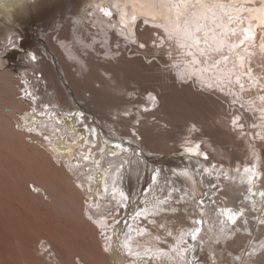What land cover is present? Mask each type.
<instances>
[{
  "label": "bare ground",
  "instance_id": "bare-ground-1",
  "mask_svg": "<svg viewBox=\"0 0 264 264\" xmlns=\"http://www.w3.org/2000/svg\"><path fill=\"white\" fill-rule=\"evenodd\" d=\"M44 1L45 0H0V33L5 35V38H3L2 35H0L2 36L0 37V50L6 51L5 54L0 53V57L6 56L8 51V46H10L11 44L8 43L11 40V35L13 40L12 42L15 43V44H11L12 46H10L13 52V50L16 47H20L18 42L19 37L25 34L22 31H20V29L16 28V26L18 25V23H14L16 15H18L19 12L25 8L34 7L35 9L36 6L38 8L39 3ZM56 1H57L56 5L59 6H65L68 3L71 4L70 9H73V18L75 20L74 23L75 36L81 46H88L89 48H91L94 42L100 39L102 40V43L106 47L111 32L116 31L119 34V36L122 37V39H124V42L129 43L130 45H133V43H137V42L142 46L143 44L150 45V43H154L155 46L154 48L156 49V50L154 49L155 51H159L161 49L165 50V54H168L167 56L168 58L166 57L165 59L167 60V62L171 63L172 67L170 68L175 71L177 78L180 79L179 80L180 83H182L184 80L188 81L189 79H193L194 82L197 80L198 83L200 84V87L204 89L207 88V86L216 87L218 89H223L226 91L230 89V92L237 91L241 93L244 98L246 96L250 97L249 100L251 101V103H253L252 105L254 109H256V111L259 110L257 111V113L254 112L258 116V118H256L257 119L256 121L259 122V125L256 127L255 126L256 121H253L252 124H254L253 125L254 128L249 131H251V136H253L254 139H257V141H261V140L264 141V79L261 78L262 76L264 77V0H56ZM80 2L81 5L78 6ZM62 8L63 7H61V9ZM65 14L64 16L62 15L63 17L61 16L62 18H59V20H57L56 23H54L56 24V26L57 25L60 26V24L64 23L63 20L66 19ZM42 15L43 16L41 20L38 18L41 17V15L39 16L37 15V17L35 16V18L39 20L38 22L49 21L48 15H44V14ZM85 19L89 20V23L95 26V29L91 30V27L88 26V24L86 23L87 32H91L92 40H90L91 38L86 39L84 37V32L82 31V23L85 24ZM142 25L143 26L145 25V28L147 29L146 32L144 33L140 32L139 30V28ZM47 28L44 29L43 31H46ZM94 31H96L97 33H95ZM82 32H83V36H82ZM38 33L39 31L37 29V34ZM41 33H39V35L41 34L42 36H44V33L43 32ZM140 36H144V39L146 41L140 39L138 41V38ZM142 41L145 43H143ZM37 43L40 44V46H42V49L45 52L46 51L48 52V48L46 44H43L42 42H40V40L39 42L37 41ZM63 45L65 46L64 48H66V50L68 51V55H70L73 58V59L71 58L72 59L71 63L72 66H74L76 73L74 72V75H72L74 77L73 80L75 82V83L72 82V85L76 87V85L78 84L80 87H82L81 90L86 92L85 96L83 95L85 100L89 99L92 102L94 99L95 100L101 99L102 103L105 104L108 109H110L109 112L111 113V116L113 118H106L105 120L101 118L102 120L105 121V122L102 121L101 123L107 129V133H104L103 130L99 128L98 123L95 120L94 116H92L90 113H87L86 109H85L86 111L85 113L79 112L78 114H76V112L79 111L80 108L82 107L81 105L82 103L78 101L79 98L77 99V97L79 96H76V94L72 91L71 89L72 86L69 87L67 85L68 82H66L63 79V74L60 73V70L61 71L63 70L57 65L56 62L57 60L56 61L54 60V63H56V68H57L56 70L57 78L55 79L54 76L52 75H51L52 77H50L49 79H47L48 76L47 78L45 77L42 78L40 82L43 83L42 84L43 86L40 85L39 81L31 82L29 76L23 77V74L26 75L27 67L29 70H32L34 68V65L38 63V59H39L38 55L41 52H39L37 49L28 50L27 54L19 58L22 59V62L24 64V65H19V68H22V70H20L19 72V75L23 78V81L26 84V87L24 89L25 92L24 97L28 98V100L31 103V108L29 109L30 112H28L26 115L23 116L25 123L23 122L24 124L23 125L19 124V126L25 128V130H30L31 134L32 133L34 134L35 139L41 136L43 140H45V142H43V145L46 146L48 150L54 152L53 158H56L55 159L56 162H58L60 158L62 157L64 158L63 163L66 166L67 170L69 171L73 182L78 188L82 189L84 193L86 192L87 194H91L92 191L96 192L97 197H95V199H93V197H89L86 200L83 207V215L85 218L90 220V222H92L96 226L99 236L98 239L100 240L99 243L101 244L100 248L101 250H104L105 253L106 252L109 253L108 254L109 261H111L113 258L115 246L117 244L118 238L120 237L119 235L120 229L118 223L116 222L117 221L116 219L117 217L122 215L123 211H125L124 208L126 209V206L123 208L124 205L129 203L131 204L132 202L133 203L137 202L140 196H142L143 201L138 202L137 205L138 207L140 206L142 208V210H140V213L145 216L147 215L148 211L150 212L151 211L153 212L155 210L159 211L160 209H163L164 207L167 206L160 204L161 201H164L162 199V197H164L162 196V191L164 189L168 190L172 188L171 185L172 182L175 183L173 185V187L176 186L175 188L177 187L181 188V185L184 184V182L185 183L189 182L191 186H193V184L198 185L195 179L196 175L193 172L194 171L193 169H191L193 171H190V169L189 170L187 169L178 170L172 168L165 169L164 165L149 164L148 161L144 159L146 155L143 156L142 153L136 151L138 147L136 148L132 144L130 145L129 144L124 145L123 143L113 144L112 143L114 142L113 139H115L113 137L114 135L121 138H127L133 142L139 143L138 144L139 146L140 143L142 144V146L144 144H146L147 146V143L144 140L139 141L138 134L133 135V132L137 133V130L139 128L140 130L143 131V132L141 131L142 133L144 132L148 133L147 138L149 140H152V145L154 146H151L149 147V149H147L146 146L144 145V147L150 152L161 151L159 149H163V151L169 149L170 146L168 145V143L173 140L175 141L176 145H178L179 147L181 146L180 149L178 150H181L185 154V157L188 158L189 162L198 166L203 173H205L204 170H206V173H208L209 172L208 169L212 168L213 165H212V161H208L204 159L205 157L202 158L203 156L206 155V152H204V147H201V143H199L198 141L199 139L197 137L198 135L197 136L192 135V137L186 135L187 133H191L193 128L192 126H198L197 122L194 121V119L196 118L190 116L192 112L190 113V115L186 117V119L184 118L183 120L181 119L182 122L178 120L177 124H179V122L181 123V125L177 126L178 129L174 128L170 130L168 129L159 130L158 128L157 130L156 128L161 126V124L160 125L154 124L148 126L147 124L144 123L145 122L144 120H143L144 125L142 123L143 125L142 126L141 122L139 121V117L143 113L141 111L147 110L148 108H152L154 106L156 99L154 97L157 94H155V92L151 90L149 87L144 92L143 95L144 98L142 97L143 99H140L138 97L139 95L138 96L134 95L137 94L138 92L136 91L137 88L135 89L136 92L132 94V91L131 92L129 91L132 89L126 87L127 84L125 85L124 83L120 82L122 83L121 86L119 84L114 85L113 83L115 80L113 81L112 76H110L113 74L112 73L108 74L109 72L105 71V69L103 68L101 69L102 71H100V73L94 71L95 76H91L92 72L90 73L91 70L87 72L88 71L87 68L89 69V67L93 63H90L91 61L86 62L87 61L86 58L85 61L82 62L83 61L82 56L78 52V49L75 48L72 41L66 39L63 41ZM78 59L82 60L81 61L82 64L80 62H77ZM9 62H10L9 63L10 67L16 70L17 66L15 67L11 61ZM52 63L53 62L49 64L52 65ZM84 63H86L88 67ZM92 66L97 67V65L95 66L94 64ZM53 68L55 69L54 66H52L51 69ZM97 69H99V67H97ZM47 74L49 75V73ZM125 77L127 78L126 75ZM91 78H93V81L89 82L87 79H91ZM5 79L6 77H4V75L0 77V89L3 91L2 94L4 95H5V91L7 90L9 91V89L6 88L7 82ZM54 81H58V83H60L61 86H65V89L67 91H65L66 93H64V96L67 97V101H68L66 104H64L63 102L64 99L60 98L61 94L59 90H58L59 96L49 95L48 93L49 88L51 87ZM93 83H99L100 87H102L103 90L95 89L97 90L95 91V94L94 92H91L92 94L90 93V95H88L87 92H90L89 88L90 86L93 85ZM241 83H243L244 86L239 87ZM248 90H250V92H248ZM176 95H172L170 97L172 104L174 102H178L176 100L181 98V97H179L178 99L174 98V96ZM158 96L159 94L157 95V97ZM136 97H138L139 99ZM176 97H178V95ZM129 98L130 99L133 98V100L130 101ZM2 99L8 101L11 100V97L7 95V96H3ZM73 100L77 103V106L74 105L75 102H73ZM158 100L156 99V102ZM12 101L14 102L13 98ZM136 102L138 103L137 104L138 106L136 105L133 106L134 105L133 103ZM207 105L205 106L207 107ZM249 106H251V104ZM136 108H138L137 112L135 111ZM10 109L8 108L7 110ZM15 109L16 107L11 110L14 111ZM192 111L194 112L193 109ZM195 115H196V111H195ZM260 115L262 116L260 117ZM127 120L130 121L126 123L125 121ZM161 120L165 121V119H161ZM184 120L189 121V124L187 122H184ZM138 122L139 125H137ZM235 122L238 125L241 124L240 122L237 123L236 118H235ZM186 125L188 127L191 126V128H189L190 129L189 131L186 130ZM215 125L213 127H215ZM143 127H146L145 129L147 130L144 131ZM121 128H126V129L130 128V130L127 132V131H123V129ZM193 130L194 131L192 132L196 131L194 128ZM201 131L203 132V134H206L205 133L206 129L205 130L202 129ZM228 134L229 133L225 132L224 130L219 129V127L210 128V133H209V135L211 136V139H209L211 143L210 145L217 146L218 144H220L219 145L220 147L221 143L218 142V138H220V140L221 139L229 140L230 138ZM219 135H222L223 137L222 136L219 137ZM144 136L146 138L145 134ZM212 139L215 142H217V144H215V142H213ZM149 140L147 141L149 142ZM254 141H252L248 137V135L244 137V142H247L246 144L250 146L249 147L250 149L247 148L248 149L247 153L249 157L247 161L243 160L242 157L241 160H238V157L235 156L231 158L232 157L231 156L229 157L230 158L229 161H223V160L221 161L225 163L223 164V166H219V165L215 166V171L213 170L214 171L213 173H216L219 176L221 174L227 176L225 178L230 180V183L233 184L234 189L236 188L238 192L241 189L242 191L243 189L244 190L246 189V191H250L251 193L250 196H248V198L249 197L258 198L257 195L259 194L263 199V211H264V197L262 196L263 194L260 193V192L263 193V191H261L260 188L264 187V170H263L264 154L262 153L263 147L261 148V145L258 146L259 144L257 145ZM145 148H143V151L145 150ZM66 153L69 154L68 157H64ZM13 160L11 162H13ZM5 161H3L5 164L3 162H2L3 164L0 162V241H4V242L5 239L6 241L11 240V238L12 240L15 239L11 237L13 236V234H10V231L11 233H14L12 231L16 230L18 227L21 229V227L23 228V226L28 223V221L25 218L26 216L24 215L25 212L24 213L22 212L28 203L30 204L32 203L31 201L26 202L25 199L26 196H24L23 193L20 192L21 190L20 187H19L20 190L17 188V185L19 186V182H20V181L18 182V180L24 178L23 180H21L22 182L20 183H26L27 181H29V178H31V179H36L37 182L39 181L45 182V184L48 185L46 187H49V190L47 188L48 192L52 190L51 194L55 193L52 194L54 195L52 197H55V200L57 199L55 205L56 208L59 205L60 207L64 208L62 202H65L63 201L65 199H63L62 201L60 200V198H62L60 195L63 194V191L62 188L60 187L59 179H56L57 177H54L48 171L47 172L43 171V169H41L40 166L38 165L39 163H34L33 168L28 167L27 166L28 164H26L27 168H25L23 165L21 166V164L20 166L19 164H14V163L10 164L11 163L10 159H9L10 162L9 164H6L7 161L6 162ZM20 167H22L24 170L26 169L25 170L26 173ZM18 169L22 170L26 175V177H29L26 178L27 179L26 182L24 177L25 175L24 176L22 175L23 178L21 176H17L19 173ZM16 170H18L17 175L13 173L14 171L16 173L17 172ZM10 174L15 175V178H17L15 179L18 183L17 185L16 183H13L10 180L11 177ZM32 184H34L33 186H35L34 188L31 187L32 190L41 192L40 190L42 188H40L35 183H30V186ZM22 185L24 186V184ZM183 187L181 188V190L184 193V189H186V187L184 188ZM54 189L56 190L54 191ZM144 189L145 191H143ZM253 191L254 193H256V195L252 193ZM24 194H27V191L24 192ZM247 202L249 204L252 203L251 201H247ZM23 205L25 207H23ZM228 205L230 204L228 203ZM47 206L51 207V205H47ZM28 208L25 209L31 212L30 215L34 219L33 213H35L34 210L36 209L32 208V206L31 208L30 207ZM53 209L49 207H42L40 209L42 211L41 214L40 215L38 214L40 212L38 213L36 212V213L39 215L38 217L44 223L46 221L53 223V221L50 219L54 213ZM215 210L216 208H213V210H211L213 211L211 213L212 214L211 220L215 222L217 229L216 228L211 229L210 227V230H212V232L209 235L211 236L212 240L214 239L215 241H217L218 239L224 240L226 238L225 232H229L231 229L228 228V225H226L223 220L228 219L230 220V222L233 221L235 222L237 218L236 216H238L239 213L228 208V206L225 207L222 206L221 209L216 210L217 212ZM158 211L156 213H158ZM58 214H59V210H58ZM139 219L142 218L137 216L133 217L131 224H129L127 227V231L123 233L124 239L122 243L126 251L141 256L145 254H151L149 252L151 250L156 251L159 245L160 238L158 239V237L153 236L152 234L150 235L145 234L143 232L144 226L141 224L143 226L142 227L140 224L138 225L136 222ZM31 220L32 219L30 218L29 223ZM34 220L32 221L35 222ZM69 221L68 218H66V216L63 217L61 214L58 215L54 220L56 227L58 225L59 228L61 227L64 228L68 224L70 225L71 222L69 223ZM47 224L49 223H46V225ZM44 226L41 225V227H43V230L45 228ZM58 227L57 229H59ZM62 230H60V232ZM142 232L144 234H142ZM8 233L11 236H9ZM178 234L177 236L175 235L176 237L174 238V242L171 243L168 247L169 249L170 248L174 249L173 251L171 250L169 251L170 258L174 257L175 262L181 263L182 260H184L183 259L184 249L182 248L183 245H181L179 242L184 240L181 239L182 237L184 238V232L181 231V234L180 235ZM73 236L70 240L69 238L68 240L67 239H63V240L67 243L68 242L71 244L73 243L72 245H74ZM76 239L78 238H75V243L77 244L78 241H76ZM212 240L210 242L211 245H213ZM30 242L29 240L23 242L22 246L23 249L25 248V252L23 250L22 252L23 254L25 253L26 256L25 254L24 255L22 254L23 257L25 256L24 257L25 260L24 261L22 260V262L28 264L31 263L34 264L36 260H40V259H38L39 257L36 259L35 257L36 255L32 252V249L30 248V244H32ZM76 244L75 246H77L79 242L77 245ZM79 246L80 244L77 247ZM77 247L75 249L77 250L80 249V247L79 248ZM263 254L264 253L262 251L260 255L262 256ZM22 255L20 256L22 257ZM153 259L157 260L155 258ZM261 261L264 262L263 259ZM19 263L21 264L20 261Z\"/></svg>",
  "mask_w": 264,
  "mask_h": 264
},
{
  "label": "rangeland",
  "instance_id": "rangeland-1",
  "mask_svg": "<svg viewBox=\"0 0 264 264\" xmlns=\"http://www.w3.org/2000/svg\"><path fill=\"white\" fill-rule=\"evenodd\" d=\"M61 7L63 8L61 9ZM68 8L69 9L71 8V4L69 3L65 6L44 4L40 8V11H38V13H40L38 15H41V17H38L40 20L42 19L43 16L42 14L49 16V21L38 22L39 20H37L36 23V27L39 33L41 32L44 33L43 36L44 41L40 40V42L47 45L49 53L47 51L45 52L42 49V46H40V44L37 43V41L39 42V40L37 39L34 40L35 38L33 39V37L30 36L28 33L21 36L20 40L18 39L20 46L22 43L28 47L27 48L28 50L37 49L39 52H41L38 55L39 58L38 63L34 65V68L32 70H29L27 67L26 75L23 74V77L29 76L31 82L33 81L40 82L42 78L44 77L47 78V76H48L47 79H49L52 76H54V78L56 79L57 68H56V63H54V60L55 61L57 60L56 61L57 65L64 71L63 72L60 70V73L63 74V79L66 82H68L67 85L69 87L72 86L71 87L72 91L76 94V96H79L77 97V99L79 98L80 100L78 99V101L82 103L81 108H83L84 110L80 108V110L77 111L76 114H78L79 112L85 113L86 112L85 109H86L87 113H90L92 116H94L95 120L98 123L99 128L103 130L104 133H107V129L101 122L102 121L105 122L104 120L106 118H113L111 116V113L109 112L110 109H108L106 105L102 103L101 99L99 100L94 99L92 102L89 99L85 100L84 96L86 92L81 90L82 87H80L77 83H76L77 84L76 87L72 85V82H74L73 80L74 77L72 75H74L75 72V68L74 66H72L71 63V60L73 58L70 55H68V51L66 50V48H64L65 46L63 45V41L66 39L72 41L75 48L78 49V52L80 53L83 59V61L78 59L77 62H80L82 64V62H84L86 58L87 60L86 62L91 61L90 63H93L95 66L97 65V67H99V69H97V67L92 66L93 65L92 64L88 69L87 64L84 63L87 66V67L85 66L88 70L87 72L91 70L90 71V73L92 72L91 76H95L94 71L100 73V71H102L101 69L103 68L105 69V71L109 72L108 74L111 73L113 74L110 76H112L113 81L115 80L113 83L114 85L119 84L121 86L122 83H124L125 85L127 84L126 87L132 89L129 90L130 92L132 91V94H134V92L136 91L141 92L142 94L138 92L137 94H134L136 96L139 95L138 97L140 99L144 98L143 96L144 92L149 87L151 90L155 92V94L157 95L159 94L158 97L157 95L156 96L154 95L155 96L154 98H156L157 100L159 99L158 100L159 102L157 101L158 103L156 102L155 99L156 105L154 104L153 106L154 108L152 107V108H148L147 110L141 111L143 112L142 115L139 117V121L141 122V125L144 120L145 121L144 123L147 124L148 126L154 124H158V125L161 124V126L156 128L157 130L158 128L159 130H163V129L170 130L174 128L178 129L177 126L181 125L180 122H182L181 119L182 120L183 118L186 119V117L190 115V113L192 112L190 116L196 118L194 119V121L197 122L198 126H192L196 130L195 132H192L194 131L192 128L191 131L192 134L191 133H187V134L185 133V134L190 137H192V135L193 136L198 135L197 136L199 138L198 141L199 143H201V147H204V152H206V155L203 156L202 158L205 157L204 159L208 161H212V165L214 167L212 166V168H209L208 173H206V170H204L205 173H203L198 166L189 162L188 158L185 157V154L181 150H178L180 149L181 146L179 147L178 145H176L175 141L173 140L168 143V145L170 146L169 149L164 151L163 149H159L162 152L161 151L150 152L147 149H149V147L151 146H154L152 145V140H149L147 138L148 133L146 132L142 133L143 131L140 130L139 128L137 130V133L133 132V135L138 134L139 141L144 140L147 143V146L146 144H144L147 149L144 147V145L142 146L141 143L139 146L138 145L139 143L133 142L127 138H121L114 135L113 137L115 139H113L114 141L112 142L113 144L115 143H123L124 145L132 144L136 148L138 147L136 151L142 153L143 156L146 155L144 159L147 160L149 164L164 165L165 169L172 168L178 170L180 169L182 170L190 169V171L194 170L193 172L196 175L195 179L198 185L193 184V186H191L189 182L186 183L184 182V184L181 185V188L183 186L186 187L183 193L181 188L179 187L175 188L176 186L173 187L175 183L172 182L173 184L171 183L172 185V188H170L171 190L164 189L162 191V196H164L162 197V199L164 201H161L160 204L165 206L167 205L166 206L167 208L164 207L159 211L155 210L153 212L148 211L147 215L145 216L140 213V210H142V208L140 206L138 207L137 205L138 202L143 201L142 196H140L137 202L134 203L132 202L131 204L129 203L124 205L123 208L126 206V209L124 208L125 211H123L121 216L117 217L116 219L117 221L115 220L119 225L120 237L118 238L117 244L115 246L113 258L111 261H109V256H108L109 253L107 252L105 253V251L101 250L100 248L101 244L99 243L100 240L98 239L99 236L96 226L92 222H90V220L85 218L83 215V207L86 200L89 197H93V199H95V197H97L96 192L92 191L91 194H87L86 192L84 193L82 189L78 188L73 182L69 171L67 170L66 166L63 163L64 158L62 157L58 162H56L55 161L56 158H53L54 152L48 150V148L43 145V142H45V140H43L41 136L35 139L34 134L33 133L31 134L30 130H25V128L19 126V124L23 125L25 123L23 116L26 115L28 112H30L29 109L31 108V103L28 100V98L24 97V93H25L24 89L26 87V84L23 81V78L19 75L20 70H22V68H19V65H24L22 59H19L18 61L15 62L14 66L15 67L17 66L16 70L12 69L9 65L10 63L9 61L13 62L14 60L13 57H11L10 59L9 56L10 54H12L11 53L12 49L10 48V46H12L11 44H15L14 42H12L13 40L11 35V40L10 42H8L11 44L10 46H8L7 54L6 56L0 57V77H2L3 75L4 77H6L5 79L7 82L6 88L9 89V91L8 90L5 91V95L2 94L3 91L0 89V159L2 160V161L0 160V162L2 163L3 161L6 160L7 161V162L5 161L6 164H9L13 159H15L10 164L12 163L19 164V166L21 164V166L23 165L25 168H27V166L33 168L34 163H39L38 165L40 166L41 169H43V171L46 172L48 171L51 175L57 177L56 179H59L60 187L62 188L63 194L60 195L62 198H60L59 196L58 197L60 198L61 201L65 199L63 200L65 202H62L64 208L60 207V205L57 206L56 208L55 205L57 199L55 200V197H52L54 196L52 194L55 193L51 194L52 192L51 189H50L51 191H49L50 193L48 192L49 187H46L48 185L45 184V182L39 181L40 182L39 183L37 182L36 179H31L29 177H26V175L23 172L26 169L24 170L22 167H20L23 170L22 171L18 169L19 173L21 174L18 173V170H16L17 171L16 173L15 171L13 172L15 175H17L18 173L17 176H21L22 178L25 175L24 176L25 182L27 181L26 178H29V181H27L26 183H20L22 182L21 180H23L24 178L18 180V182L20 181L19 186L17 185L18 183L15 180L17 179L15 178V175L10 174L11 176L10 180L13 183H16L18 189L20 187L21 189V190L19 189L20 192L23 193L24 196H26L25 197L26 202L31 201L32 204L30 203L27 204L25 202L27 206L30 208L32 206V208L36 209L34 210L35 213H33L35 220L33 219V217H31L30 215L31 212L25 209L28 208L26 204H25L26 207L23 205V207L25 208L22 213L25 212L24 215L26 216L25 218L28 221V223L25 224L23 228L20 226L21 229L18 227L16 230L12 231L15 234L11 233L10 231V234H13V236H11L8 233L9 236L15 238L14 240H12L11 238V240L8 241H6L5 239V242L0 241V264H13V263L18 264L19 261L21 262V264H24L25 262L23 263L22 260L23 261L25 260L24 257L26 256V254L24 253L25 256L23 257L24 254L22 250L25 252V248L23 249L22 245L23 242L26 240H29V242L31 241L30 243L32 244H30V248L32 249V252L36 255L35 256L36 259L38 257H39L38 259H40V260L35 259L36 262H34V264H204V263L205 264H264V262L261 261L262 259L264 260L263 257L264 254L262 256L260 255L262 251L264 253V211H263L262 197L258 194L257 195L258 198H254V197L248 198V196H250L251 193L250 191H246V189L245 190L243 189L242 191L241 189L238 192L236 188L234 189V186L232 183H230V180L225 178L227 176H224V174H221L219 176L216 173H213L215 171V166L217 165L223 166V164L225 163L221 161L222 160L229 161L230 160L229 157L231 156H232L231 158L235 156L238 157V160H241L242 158L243 160L246 161L248 160L249 157L247 151L248 149H250L249 148L250 146L246 144L247 142H244V137L247 135L252 141L255 140L254 142L257 145L259 144L258 146L261 145V148L263 147L262 153L264 154V145H263L264 141L263 140L257 141V139H254L253 136H251V131H249L254 128L253 126L254 124L252 123L253 121L257 120L256 118H258V116L255 113L259 111V110L256 111V109H254L252 105L253 103H251V101L249 100L250 97L246 96L244 98L241 93L237 91L230 92V89L226 91L223 89H218L216 87H209V86H207V88L204 89L200 87V84L198 83L197 80L194 82L193 79H189L188 81L184 80L183 81L184 83L183 82L180 83L179 81L180 79L177 78L175 71L170 68L172 67L171 63L167 62V60L165 59L168 56V54H165V50L161 49L159 51H155L156 49L154 48L155 47L154 43H150V45L143 44L142 46L137 42V43H133V45H130L129 43L124 42V39H122V37H120L116 31L111 32L112 36L111 35L109 36L106 47L102 43V40L100 39L95 41L91 48H89L88 46H81L75 36V31H74L75 20L73 18V9L69 10ZM64 14L66 17V19L63 20L64 23L61 22L62 24H60V26L58 25L56 26V24L54 23H56V21L59 20V18H62ZM86 23L88 24V26L91 27V30L95 29V26L93 24H90L89 20L87 19H85V24L82 23V31L84 32V37L86 39H90L92 36H91V32H87ZM46 28L47 30L43 31ZM144 28L145 25L144 26L142 25L139 28L140 32L142 33L146 32L147 29ZM83 32H82V36H83ZM94 32L97 33L96 31ZM0 35H2L3 38H5L4 34L0 33ZM139 39L145 40L144 36H140L138 38V41ZM90 40H92V38ZM2 51L0 50V53L5 54L6 51L5 50ZM51 62H53L52 65L49 64ZM52 66H54L55 69L54 68L51 69ZM163 66H165V68H163ZM168 66L170 70L173 71V74L169 71V68H166ZM47 73H49V75ZM44 74L47 75L45 76ZM124 74L127 76V78L125 77ZM261 78L264 79L263 76ZM123 79L125 80V82ZM87 80L89 82L90 81L92 82L93 78ZM42 84L43 83L40 82V85ZM242 86H244L243 83L239 85V87ZM64 89L65 86H61L60 83H58V81H54L51 87L49 88L48 93L50 96L52 95L59 96L58 95V90H59L61 94L60 98L64 99L63 102L64 104H66L68 101H67V97L64 96V93H66L65 91L67 90ZM95 89H102V87H100L99 83H93V85L90 86L89 88L90 92H87L88 95H90L91 92H94L95 94V91H97ZM141 90L144 91L142 92ZM248 92H250V90H248ZM176 94L178 95V97H176L177 96ZM7 95L11 97V100L5 101L2 99L3 96H7ZM172 95H176L174 96V98L176 99H178L179 97L183 99L179 98L178 100H176L178 102H174L172 104L170 99ZM12 98L14 99V102L12 101ZM131 100H133V98L130 99V101ZM73 102L75 101L73 100ZM133 104H134L133 106L135 105L138 106L137 102ZM171 104L173 106L175 105L174 108ZM250 104L251 106H249ZM74 105L77 106V103L75 102ZM205 105H207V107ZM7 107L9 109L10 108L13 109L16 107V109L14 111L11 109L7 110L8 109ZM192 109L194 110V112L192 111ZM135 111L137 112L138 108H136ZM195 111H196V115H195ZM261 116L262 115H260V117ZM97 117L99 118V120ZM101 118L104 120H102ZM235 118L237 120V123L240 122L241 124L239 125L236 124ZM161 119H165V121ZM178 120L180 121L179 124H177ZM128 121L130 120H127L125 122L128 123ZM184 122H187L189 124V121L184 120ZM137 125H139V122L137 123ZM214 125L215 127H213ZM258 125L259 122L256 121L255 126L257 127ZM218 127L219 129L229 133L228 136L230 138L229 140L226 139L220 140V138H218V142L221 143L220 147H219L220 144H218L217 146L210 145L211 143L209 141V139H211V136L209 135L210 128H218ZM145 128L146 127H143L144 131L147 130ZM189 128H191V126L188 127L186 125V130L189 131L190 130ZM121 129L127 132L130 130V128L129 129L121 128ZM202 129L204 130L206 129V132L204 131L206 134H203V132L201 131ZM144 134L146 135V138ZM221 136L222 135H219V137ZM146 139L149 140V142ZM212 141L215 142L213 139ZM215 144H217V142H215ZM245 145L248 146L246 147ZM143 148H145L144 150L145 152L143 151ZM142 151L144 152V154ZM68 156L69 154L67 153L64 155V157H68ZM26 164L28 165L26 166ZM175 166H177L178 168ZM263 170H264V164H263ZM30 183H35L40 188H42L40 190L41 192L32 190L31 187L34 188L35 186H33L34 184L30 186ZM22 184H24V186ZM262 188H260V190L263 191V193L260 191L259 192L263 194L262 196L264 197V187ZM56 189H54V191ZM26 191L27 194H24V192ZM143 191H145V189ZM252 193H254V191ZM254 194L256 195V193ZM32 200H34L35 202ZM247 201H251L252 203L249 204ZM228 203L230 205H228ZM52 204L54 205V207ZM47 205H51V207ZM222 206L223 207L228 206V208L238 212L239 215L236 216L237 218L235 222L234 221L230 222V220L228 219L223 220L224 223L228 225V228L231 230L229 232H225L226 238L224 240L218 239L217 241H215V239L212 240L211 236L209 235L212 232V230H210V227L211 229L217 227L215 225V222L211 220L212 217L211 213L213 212L211 210H213V208L219 210L222 208ZM42 207H49L51 209L54 208L53 209L54 213L50 218L53 221V223L48 221L44 223L38 217L42 212L40 210ZM57 209L59 210V214ZM157 211L158 213H156ZM36 212L37 213L40 212L38 213L39 215ZM60 214L63 217L66 216V218H68V221L70 220L69 223L70 222L72 223V224L70 223V225L68 224L67 226H65L64 227L65 229L62 227L59 228L58 225L57 227L59 229H57L56 224L54 222L55 218ZM135 216L142 218L136 222L138 225L142 224L144 226L143 227L141 225L143 227V232L145 234L147 235L152 234L153 236L158 237V239L160 238L157 250L149 251L152 254V256L151 254H145L141 256L136 255L135 253L126 251L125 247L123 246L122 243L124 239L123 233L127 231L128 225L131 224V221ZM30 218L35 222L31 220L29 223ZM46 223H49L50 225L49 224L46 225ZM41 225L45 227L44 230L43 227H41ZM52 225H54L56 228ZM60 230L62 231L60 232ZM181 231L184 232V238L183 237L181 238L182 240L183 239L184 240L179 243L183 245L182 248L184 249V251L183 249L182 251L184 252V254L183 253L182 254L184 255L183 257L184 260H182L181 263L179 262L177 263L175 262L174 257L170 258L169 256L170 255L169 251L170 250L173 251L174 249L173 248L169 249L168 246L174 242V238L177 236L178 233H179L178 235L181 234ZM143 232L142 234H144ZM72 236L74 238V245H72L73 243L72 244L69 242L67 243L63 240V239L68 240V238L70 240ZM75 238H78L76 239V241L79 242L80 244L79 247L81 250L75 249L79 245L78 242H77L78 245L75 243ZM211 240L213 241V245L210 244ZM75 244L77 246H75ZM19 254L20 255L23 254L22 257ZM153 258L157 260H154Z\"/></svg>",
  "mask_w": 264,
  "mask_h": 264
},
{
  "label": "water",
  "instance_id": "water-1",
  "mask_svg": "<svg viewBox=\"0 0 264 264\" xmlns=\"http://www.w3.org/2000/svg\"><path fill=\"white\" fill-rule=\"evenodd\" d=\"M43 4L56 5L57 1L56 0H47V1L45 0L44 2L39 3L38 8L37 6L35 9L34 7L25 8L21 10L18 15H16L15 20H14V23H18L16 28L20 29V31H22L25 34L28 32L29 35L33 36V38L37 40H42V41H44L43 36L37 34V27H36L37 19L35 18V16L37 17V15L39 14L38 11L40 10ZM80 5H81V2L79 3L78 6ZM20 39H21V36L19 37V40ZM27 48L28 47L25 46V44L21 43L20 47H16L13 50L12 54L9 55L10 57L14 58L12 62L13 65H15V62L18 61L20 57H22L25 53L28 52ZM163 68H165V66H163ZM166 68H169V66ZM169 71L173 74V71H171L170 68H169Z\"/></svg>",
  "mask_w": 264,
  "mask_h": 264
}]
</instances>
